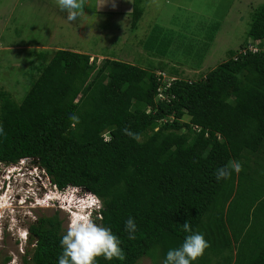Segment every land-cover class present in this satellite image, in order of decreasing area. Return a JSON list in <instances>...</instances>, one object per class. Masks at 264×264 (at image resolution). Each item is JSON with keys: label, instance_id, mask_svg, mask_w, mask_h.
Instances as JSON below:
<instances>
[{"label": "trees", "instance_id": "obj_1", "mask_svg": "<svg viewBox=\"0 0 264 264\" xmlns=\"http://www.w3.org/2000/svg\"><path fill=\"white\" fill-rule=\"evenodd\" d=\"M140 2L132 3V29ZM90 56L56 49L38 57L20 101L0 85V163L29 158L58 190L101 199L93 219L120 238L125 259L96 264H163L189 234L186 220L210 245L192 264H264V2L240 47L196 78ZM156 71L174 78L164 99ZM232 161L242 171L218 181L216 169ZM130 216L134 240L125 231ZM66 231L57 214L38 216L22 264H58Z\"/></svg>", "mask_w": 264, "mask_h": 264}, {"label": "rangeland", "instance_id": "obj_2", "mask_svg": "<svg viewBox=\"0 0 264 264\" xmlns=\"http://www.w3.org/2000/svg\"><path fill=\"white\" fill-rule=\"evenodd\" d=\"M145 1L139 3L142 13L132 30V0H115V8L112 0L102 6L103 0H83L75 21L66 19L67 13L60 9L57 0H0V85L20 101L36 77L38 57L51 55L55 48L93 54L98 62L101 55L127 58L140 65L164 64L168 73L173 67L178 77L196 78L240 47L247 39L254 8L264 2L149 0L150 7L144 9ZM124 8L128 11L121 14L118 10ZM156 18L165 21L161 20L158 26L160 36L151 42L147 39L149 31H159L153 28ZM12 45L24 48H7ZM17 164L36 166L30 159ZM7 166L0 163V171ZM37 171L39 176L32 178V184L19 179L8 186V191L6 184L5 194L0 196L4 199L0 198V262L4 256L10 257L5 264H22V257L32 244L20 232L38 216L55 213L67 229L72 210L83 211L71 198L80 190H58L41 169ZM19 198L26 200L21 202ZM63 199L66 202L60 204ZM137 264L151 263L143 258Z\"/></svg>", "mask_w": 264, "mask_h": 264}, {"label": "clouds", "instance_id": "obj_3", "mask_svg": "<svg viewBox=\"0 0 264 264\" xmlns=\"http://www.w3.org/2000/svg\"><path fill=\"white\" fill-rule=\"evenodd\" d=\"M107 2L108 0H103L100 6ZM57 3L60 9L67 13L66 19L68 21H75L79 15V10L83 8V0H57ZM115 6V0H112V7L115 8ZM69 119L74 123H79V117L76 114H71ZM124 132L133 140L140 141L141 139L139 133H134L127 128L124 129ZM0 133H3L2 127H0ZM37 169L38 167L34 165L23 166L17 163L8 165L6 169L0 173V190H3L6 184L7 187L11 186L19 179L25 182H31L32 178L39 176ZM241 171L242 164L239 161H232L229 165L216 169L215 176L219 181L221 179L230 178L233 172L238 174ZM30 184H32V182ZM70 188L73 189L78 187ZM79 190L81 193H74L71 198L75 201L73 204L81 206L83 211H77L78 214L70 219L66 234L63 235L60 240L62 254L58 258V264H96V258L101 256L107 261L113 259L123 261L125 259V253L120 247V238L116 236L110 228L97 224L93 219L94 211L101 209L103 207V202L95 194L82 191L81 188H79ZM4 194L5 193L1 192L0 196ZM46 195L49 196L48 202H50V195L48 193ZM19 197H21V195ZM71 198H69V200ZM20 199L21 198H19V200ZM25 200L26 199L20 201L24 202ZM69 200H67V202ZM65 202L66 199H63L60 200L59 203L63 204ZM182 228L184 232L189 234L178 248L170 249L166 253V259L163 264H192V262L201 257L210 246L202 233L192 231L187 220L182 224ZM125 231L128 233L129 240H134L136 238L137 225L134 218L131 216L125 222ZM20 233L25 234L26 240L29 238L28 227L26 230L23 229Z\"/></svg>", "mask_w": 264, "mask_h": 264}, {"label": "crops", "instance_id": "obj_4", "mask_svg": "<svg viewBox=\"0 0 264 264\" xmlns=\"http://www.w3.org/2000/svg\"><path fill=\"white\" fill-rule=\"evenodd\" d=\"M167 1V3H169L168 1L169 0H166ZM146 2V4L143 6L144 7V9L145 8H147V7H150L147 3L149 2V0H146L145 1ZM132 3H133V0H132V2L130 3V8H131V6H132ZM129 4V3H128ZM148 5V6H147ZM147 6V7H146ZM191 10V9H190ZM121 14H122V12L123 13H125V11H128V9L126 8H124V11L123 10H118ZM129 13V12H128ZM171 15H173V12L171 13ZM190 16V15H189ZM161 20L164 22L165 20L163 19V18H156L155 19V21H154V23H153V28H156L157 30H159L158 29V26H159V24L161 23ZM156 22H158V23H156ZM180 23V22H179ZM174 25H175V23H173ZM152 25V24H151ZM135 29H136V27H135ZM132 30H134V28L132 29ZM160 34V30L159 31H149V35L147 36V39L148 38H150L151 39V42H153L154 41V39H156L158 36H160L159 35ZM150 36V37H149ZM40 47H42V46H40ZM7 48H24V47H22V46H15V45H12V46H8ZM56 49H64V48H55V50ZM73 51H75V50H73ZM88 54V53H87ZM89 55H91V56H94L93 54H89ZM99 57H102L103 58V56H99ZM105 57V56H104ZM106 57H108V56H106ZM109 58H115V57H109ZM115 59H117V58H115ZM119 60H122V61H125V62H129V60L127 59V58H120ZM129 63H133V64H136V63H134V62H129ZM137 65H139V66H141L142 68H145V69H147L148 71H155V70H159V66H154V65H152L151 63H148L147 65H140V64H137ZM171 65H174L173 64V62H171ZM178 66V65H177ZM172 76H177L176 74H174L173 73V75Z\"/></svg>", "mask_w": 264, "mask_h": 264}, {"label": "built area", "instance_id": "obj_5", "mask_svg": "<svg viewBox=\"0 0 264 264\" xmlns=\"http://www.w3.org/2000/svg\"><path fill=\"white\" fill-rule=\"evenodd\" d=\"M250 48L252 47V46H249ZM254 50H256V47H252ZM93 61V57L92 56H90V58H89V62H92ZM96 63H98V60L96 61ZM155 76L159 79L160 77H161V79H162V83H161V85L159 86V88H158V91H159V94H158V96L161 98V99H164V98H166L167 96H165V94H163V90L165 89V88H167L169 85H170V82L174 79L173 77H168L164 72H162V71H156L155 72ZM73 189H78L79 190V188H73ZM75 193V192H74Z\"/></svg>", "mask_w": 264, "mask_h": 264}, {"label": "bare ground", "instance_id": "obj_6", "mask_svg": "<svg viewBox=\"0 0 264 264\" xmlns=\"http://www.w3.org/2000/svg\"><path fill=\"white\" fill-rule=\"evenodd\" d=\"M46 198L49 199V196H47ZM5 199H6V198H5ZM1 200H4V199L1 198ZM6 202H7V199L5 200L4 204H5ZM1 204H3V201L1 202ZM80 210H81V209H80ZM72 212H74V213L72 214V217H73L74 215L78 214V213H76L77 211H76V212H75V211H72Z\"/></svg>", "mask_w": 264, "mask_h": 264}, {"label": "flooded vegetation", "instance_id": "obj_7", "mask_svg": "<svg viewBox=\"0 0 264 264\" xmlns=\"http://www.w3.org/2000/svg\"><path fill=\"white\" fill-rule=\"evenodd\" d=\"M1 170V169H0ZM0 173H1V171H0ZM8 190V187L6 188V190L5 191H7ZM5 191H3V190H0V193L2 192V193H5Z\"/></svg>", "mask_w": 264, "mask_h": 264}]
</instances>
